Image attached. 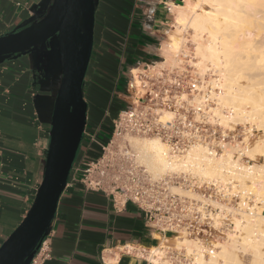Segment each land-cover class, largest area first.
Segmentation results:
<instances>
[{"label": "crops", "instance_id": "0c3cea01", "mask_svg": "<svg viewBox=\"0 0 264 264\" xmlns=\"http://www.w3.org/2000/svg\"><path fill=\"white\" fill-rule=\"evenodd\" d=\"M186 1H97L93 48L82 88L86 125L73 165L98 155L96 138L110 111H115V118L129 109L127 76L156 60L161 36ZM42 2L0 0V35L40 13ZM30 65L28 56L0 61V244L32 202L49 142L47 113L53 91L33 85ZM37 93L46 97L39 108L41 118L34 104ZM79 177L80 172L70 170L52 220L50 257L44 264H171L166 253L158 263L148 258L150 249L161 245L156 234L172 246L171 233L148 222L135 203L119 194L87 189Z\"/></svg>", "mask_w": 264, "mask_h": 264}, {"label": "bare ground", "instance_id": "6f19581e", "mask_svg": "<svg viewBox=\"0 0 264 264\" xmlns=\"http://www.w3.org/2000/svg\"><path fill=\"white\" fill-rule=\"evenodd\" d=\"M173 24H189L197 30L200 40L196 42V49L201 59L210 61L216 68V77L208 82L209 89L202 97V101L206 97L204 101L212 100L216 103V107L208 109L209 113L217 115L218 119H221L220 124L233 119L235 114H242L245 121L264 129V103L260 102L264 95V0H187L185 5L177 7ZM170 37V46L178 47L179 40L172 34ZM243 58L249 62L248 66L252 69L248 86L240 82L243 74L238 78L234 76V68ZM132 74V86L137 87L140 80L135 70ZM248 91L254 96L248 98L245 94ZM242 101L248 103L249 107L243 110L234 109L238 106L237 103ZM224 104L228 105L227 113L218 107ZM162 111L164 114L161 118L164 122L173 118L172 112L175 111ZM256 145L264 157V139L259 140ZM140 148L145 151L150 167L156 171L155 174L193 169L198 173V183L207 178L219 190L230 191V188H237L232 180L229 181L230 178L224 176L226 173L241 180L242 190L247 194L239 203L241 208L231 214L233 227L227 233L229 245L216 241L207 246L198 238H188L184 234L174 237L173 248L179 250V253L183 252L187 264H243L236 251L244 252L247 247L255 256L253 264H264V214L254 210L258 207V201H264V163L245 165L240 162V155L243 153L252 158V150L243 147L241 153L238 151L237 157L233 156L232 149L218 154L197 140L182 151L184 153H174L167 141L159 136L145 138L140 143ZM227 183H230L231 187H228ZM253 197H256L253 199L255 202L248 204L246 200ZM217 205L221 209L217 213L206 214L201 206L199 207L203 217L209 215L208 223L212 226L221 222V211L229 209L222 204ZM254 212L255 217H251L250 214ZM156 236L161 245L151 248L148 255L154 263L164 259L168 247L164 242L167 239L162 234Z\"/></svg>", "mask_w": 264, "mask_h": 264}, {"label": "water", "instance_id": "95a60500", "mask_svg": "<svg viewBox=\"0 0 264 264\" xmlns=\"http://www.w3.org/2000/svg\"><path fill=\"white\" fill-rule=\"evenodd\" d=\"M97 1L43 0L40 13L0 35V61L28 56L33 85L53 91L42 178L22 220L0 244V264H29L50 232L86 125L82 88L93 48ZM44 100L42 94L34 96L40 118Z\"/></svg>", "mask_w": 264, "mask_h": 264}, {"label": "rangeland", "instance_id": "374dc122", "mask_svg": "<svg viewBox=\"0 0 264 264\" xmlns=\"http://www.w3.org/2000/svg\"><path fill=\"white\" fill-rule=\"evenodd\" d=\"M188 26L189 24H186L184 26L170 24L166 27L163 35L160 38L162 41V49L158 53L156 60L148 62L143 66V68L140 67L135 71L138 75V80H140L137 87L132 86L134 77L131 72L129 73V76H127V103L129 109L135 111L137 105H149L150 102L146 93L148 89L145 84L146 82H150V79L148 78L150 75L152 76L157 74V72L163 71L162 78L158 80L161 83L165 82L167 84L168 82H172L175 76L179 77L183 82V87L180 91L174 94L175 98L178 101V106L181 105L183 107L182 110L184 111V119L190 120L193 123L195 122V125L198 126V132L203 137L202 142L208 145L218 154L223 153L225 150L227 151L232 149L233 156L235 157L239 155L240 151L242 152L241 149L243 147H247L248 149H250V151L252 150L253 157L251 158L243 153L242 155H240V162L245 165H252L255 163L263 164L264 157L262 156L261 151L257 150L258 145H256V143H258L259 140L261 141L262 139H264V129L261 127L257 128L254 123L245 121L242 114H235L233 119H230L226 123L220 124L219 121L221 119H218L219 117L217 115L209 113L208 111L209 108L216 107L215 101H204L206 97H204L202 101V97L207 93L209 89L208 82L212 78L216 77L215 73L217 72L214 71L216 68L213 67L210 61L201 59V56L196 49V42L200 40V35L195 28H193L192 26ZM171 34L179 40V45L176 48L170 46ZM248 65L249 62L243 58L240 59V63L237 64L234 68L235 77L238 78L243 74V77L241 76L240 78L242 81L240 80V82H242L244 86H248L250 79L249 76L252 72V69ZM247 89L248 88H245V90ZM245 94L248 96V98L254 96L251 91H248ZM138 97H143L142 104H139V102H137ZM260 102L264 103V95H262ZM237 104L238 106L234 108L236 110H243L244 108L249 107V104L243 101L238 102ZM205 107L206 109H204ZM218 107H221V110L227 113V104L218 105ZM164 109L170 111L173 110L172 107H165ZM96 111L98 112V110ZM162 114H164V111L161 110L160 120H162ZM172 115L174 118L175 112H172ZM94 116L95 115L93 114V111L90 112L91 120ZM114 116L115 111L111 110L110 115L108 116L106 121L103 122V126L98 132L96 138L97 144L105 143L106 140H108V138L110 137L112 126L111 119ZM173 118H171L170 120H172ZM150 136L154 135L126 136L125 144H127L128 148H130L134 153L135 159L139 166L145 168L146 171L155 179H161L165 176H172V192L178 194L181 198L192 204L191 208H194L193 215H201V212L198 211H201L199 209L200 206L202 209H204L203 205H207V210L211 213L220 212L221 209L217 204H222L225 207L229 208L228 210L226 209L227 211H221L222 217L220 219V223L212 226L211 224L206 222V228L202 225L204 229H207L206 232H200L195 235H187L185 233H181L177 234L176 236H181L184 234L188 238L196 237L200 240V242L207 246H210L213 242L216 241L229 245L227 233L233 227V224L231 223V214L232 212H236L237 209L241 208L239 207L241 199L243 200L244 197H247L245 191L242 190L241 180L225 173L224 176L230 178L229 181L232 180V183L236 184L237 188H230V191H222L223 189L219 190L218 188H215V185H212L213 183L207 178L205 180L203 179L202 182H196L198 173L193 169L187 170L186 172L172 171L164 173L162 175L155 174L156 171H154L155 169L150 167L145 151L140 148V143L145 138H148ZM260 149L261 147L259 148V150ZM184 183H187L189 185L186 186L184 185ZM227 185L228 187H231L230 183H227ZM255 198L256 197H253L251 199H247L246 201L248 202V204L252 205L255 202H253V199ZM257 206L258 207H255L254 209L255 212L258 211L264 214V201H258ZM255 212L253 214H250L251 217L253 215V217H255ZM209 221L210 220H208V222ZM171 235L173 237L170 242L172 243V246L167 245L168 247H166L167 259L170 260L171 264H175V262H186L183 252L180 251L179 253V250L173 248L175 234ZM216 248L218 249V246H216ZM236 252L243 264H253L255 256L251 253L250 248H245L244 252L241 250H237Z\"/></svg>", "mask_w": 264, "mask_h": 264}, {"label": "built area", "instance_id": "2783aa9c", "mask_svg": "<svg viewBox=\"0 0 264 264\" xmlns=\"http://www.w3.org/2000/svg\"><path fill=\"white\" fill-rule=\"evenodd\" d=\"M162 75L163 71L149 77L147 75L150 79L145 84L149 105H137L135 111H120L112 119L110 137L99 144V154L80 165H72L71 170L76 174L80 172L79 181L85 188L119 194L124 201L135 203L144 211L146 220L159 230L175 236L183 232L195 235L207 231L202 225H207L208 215H193L192 204L172 192V176L153 178L145 168L139 166L134 153L125 144L128 135H154L167 141L174 153H182L195 141L202 142L198 126L184 119L183 107L178 106L174 95L183 87L182 80L175 76L172 82L161 83L158 79ZM137 99L142 104L143 97ZM165 107H172L175 116L164 122L160 120V113ZM203 208L208 214L207 205H203ZM48 235L42 238L29 264H44L50 257Z\"/></svg>", "mask_w": 264, "mask_h": 264}, {"label": "trees", "instance_id": "16d2710c", "mask_svg": "<svg viewBox=\"0 0 264 264\" xmlns=\"http://www.w3.org/2000/svg\"><path fill=\"white\" fill-rule=\"evenodd\" d=\"M97 154H99V149H98V151H97Z\"/></svg>", "mask_w": 264, "mask_h": 264}]
</instances>
